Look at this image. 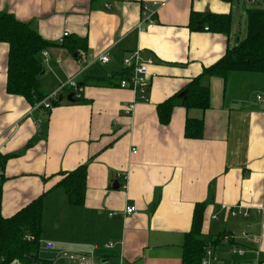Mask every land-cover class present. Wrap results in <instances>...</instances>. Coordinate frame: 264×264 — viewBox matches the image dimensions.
Masks as SVG:
<instances>
[{
	"label": "crops",
	"instance_id": "0c3cea01",
	"mask_svg": "<svg viewBox=\"0 0 264 264\" xmlns=\"http://www.w3.org/2000/svg\"><path fill=\"white\" fill-rule=\"evenodd\" d=\"M144 5L154 13L151 23L143 22ZM193 10L231 14L223 0H0V13H12L55 44L39 55L43 92L68 80L77 87L73 101L63 96L49 112L32 110L6 91L7 45L0 42L1 214L43 195L45 264H76L59 258L62 252L104 264H182L184 235L199 202L206 203L201 232L211 264H251L254 250L264 262V211L257 210L264 202V73L202 76L209 88L206 110L177 106L167 124L157 119L159 102L245 33L241 24H231L227 34L191 29ZM72 36L86 39V52L73 56L59 45ZM137 49L153 59L145 100L118 86L123 58ZM105 51L109 59L101 63L96 56ZM130 102L132 113L125 111ZM187 115L203 118L201 138L184 136ZM83 163L85 196L75 206L55 183L59 172ZM236 203L247 217L231 218L221 208ZM129 205L135 213L125 215ZM242 230L259 243L242 238Z\"/></svg>",
	"mask_w": 264,
	"mask_h": 264
},
{
	"label": "trees",
	"instance_id": "16d2710c",
	"mask_svg": "<svg viewBox=\"0 0 264 264\" xmlns=\"http://www.w3.org/2000/svg\"><path fill=\"white\" fill-rule=\"evenodd\" d=\"M245 25L244 35L235 44L228 45L218 59L203 67L201 72L189 79L181 89L156 105V115L160 124L169 122L174 107H183L187 112L193 109L203 112L209 107V88L201 83L202 76L225 78L230 72L264 73V7L247 9ZM189 27L227 34L231 28V14L193 10L190 13ZM0 42L7 45L5 83L7 93L23 97L31 105L41 101L47 93L42 90L43 66L39 55L55 44L43 39L30 24L16 19L9 12L0 13ZM59 45L66 47L70 52H77L76 56L79 55V51H87L86 39L81 37L72 36ZM127 73L126 69L121 76ZM60 102L61 99H58L54 106ZM203 127L202 117L187 115L184 136L191 139L201 138ZM86 170L87 164L83 163L70 171H61L57 174L55 186L64 191L69 204L78 206L83 203ZM0 171V264H9L11 261L19 264H45L48 260L40 255L43 195L32 199L14 214L3 216L1 191L4 179L1 157ZM205 206V202L194 204L190 228L185 232L182 244V264H201L208 244L201 232ZM222 235L210 241L217 242Z\"/></svg>",
	"mask_w": 264,
	"mask_h": 264
},
{
	"label": "built area",
	"instance_id": "2783aa9c",
	"mask_svg": "<svg viewBox=\"0 0 264 264\" xmlns=\"http://www.w3.org/2000/svg\"><path fill=\"white\" fill-rule=\"evenodd\" d=\"M142 15H143V22L151 23L153 22V12L149 5H144L142 7ZM138 29H140V24L138 25ZM141 30V29H140ZM67 32L63 33V37L67 36ZM44 55L47 56V53L44 52ZM96 59L99 60L101 63H106L109 59V52L105 51L99 55L96 56ZM123 65L125 69H127L128 73L125 74L123 77L119 79L118 86L120 88H128L130 89L136 96V99L139 100H145L146 99V89L151 83V77L152 74L149 71V65L153 63V59L151 56H142L140 54V51L137 49L134 52H132L127 57H124ZM70 88L73 92V95L75 97H78L77 94V87L73 81H66L61 83L55 90L51 91L46 95L45 98H43L41 101L36 102L32 105L31 109H43V110H50L54 106V102H56L58 99H62L63 96L65 98L66 95H63V91L65 89ZM260 99L261 97L258 96ZM134 109V102H130L126 107V112L132 113ZM134 150V149H133ZM1 174V171H0ZM120 187L125 189L126 188V181L125 176L123 178L122 183L120 184ZM221 208L226 211L227 215L230 217H247L249 213L247 212V209L239 204L236 203L235 205H222ZM135 207L132 205L126 206L124 209L125 215H131L135 213ZM257 210L264 211V202L257 207ZM212 218H215V216H212ZM241 237L244 239H247L248 241L252 242L253 244L257 245L259 243V239L253 236H249L244 230L240 233ZM228 237L225 236L224 239H227ZM112 246V243H107L105 245L106 248H110ZM52 245L50 243L45 244V248L52 249ZM232 252H236L238 254H241L243 252V249L239 246H232L231 247ZM255 258L251 262V264H264V262L259 259L258 257V250H254ZM212 257V250L210 248L205 249V253L203 258L201 259V264H211L210 259ZM59 258H62L68 262L76 263V264H104V263H95L90 260L85 255L77 254V253H71V252H62L59 254ZM9 264H19L16 261H11Z\"/></svg>",
	"mask_w": 264,
	"mask_h": 264
},
{
	"label": "rangeland",
	"instance_id": "374dc122",
	"mask_svg": "<svg viewBox=\"0 0 264 264\" xmlns=\"http://www.w3.org/2000/svg\"><path fill=\"white\" fill-rule=\"evenodd\" d=\"M228 3L230 5L231 24L235 28H237L239 24L243 25L244 29L246 28L245 19L247 9L264 7V0H231ZM67 93L68 89L66 88L63 91V95H66ZM46 253L49 255L48 252Z\"/></svg>",
	"mask_w": 264,
	"mask_h": 264
},
{
	"label": "water",
	"instance_id": "95a60500",
	"mask_svg": "<svg viewBox=\"0 0 264 264\" xmlns=\"http://www.w3.org/2000/svg\"><path fill=\"white\" fill-rule=\"evenodd\" d=\"M73 56H76V52L73 53ZM65 97H66V100H67V101H70V102H71V101L74 100V98H73V92H69ZM112 187H113L114 189H116V188L119 187L117 181H114V182L112 183Z\"/></svg>",
	"mask_w": 264,
	"mask_h": 264
},
{
	"label": "bare ground",
	"instance_id": "6f19581e",
	"mask_svg": "<svg viewBox=\"0 0 264 264\" xmlns=\"http://www.w3.org/2000/svg\"><path fill=\"white\" fill-rule=\"evenodd\" d=\"M224 240H228V238L227 239H224Z\"/></svg>",
	"mask_w": 264,
	"mask_h": 264
}]
</instances>
